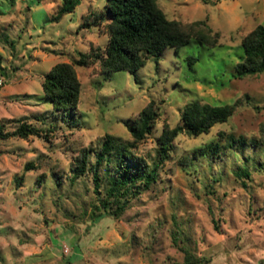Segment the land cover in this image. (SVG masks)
<instances>
[{"label":"rangeland","instance_id":"obj_1","mask_svg":"<svg viewBox=\"0 0 264 264\" xmlns=\"http://www.w3.org/2000/svg\"><path fill=\"white\" fill-rule=\"evenodd\" d=\"M63 3L0 0V264H184V249L208 264H264V74L236 77L245 37L264 26V0H158L168 19L205 22L219 38L213 48L199 40L179 53L169 48L136 74L77 66L82 54L108 45L106 24L87 26L105 14L106 0H82L51 22ZM189 57L199 60L192 68ZM61 63L75 65L81 83L71 118L43 92ZM151 103L159 118L136 149L150 166L163 131L181 123L186 107L230 106L233 116L209 134H180L156 183L122 214L95 221L114 172L100 167L98 194L95 152L107 135L132 144L129 126ZM22 123L44 133L6 138ZM230 136L243 147L212 156L209 147ZM82 150L92 151L89 170L72 183ZM247 166L243 186L235 172Z\"/></svg>","mask_w":264,"mask_h":264},{"label":"trees","instance_id":"obj_2","mask_svg":"<svg viewBox=\"0 0 264 264\" xmlns=\"http://www.w3.org/2000/svg\"><path fill=\"white\" fill-rule=\"evenodd\" d=\"M63 7L51 22H59L66 15L75 12L82 0H63ZM105 14L100 15L96 22L87 25L101 27L106 24L108 45L106 48L93 49L88 54H82L77 66L90 67L101 64L102 74H111L120 71L136 74L146 66L148 60L155 59L160 63L165 50L173 49L179 53L182 48L192 41L213 48L217 44L218 34H214L205 22L185 25L172 21L159 7L158 0H106ZM109 17V18H108ZM244 57L236 66V77L244 79L264 74V26H257L243 41ZM198 59L188 58L192 68ZM43 92L51 103L55 112H63L71 118L80 104L81 83L78 79L75 65L61 63L56 65L46 76ZM233 116L230 106H211L193 104L184 109L181 123L173 130L165 129L158 140L157 158L150 166L147 161L137 154L138 145L144 143L152 134V129L159 118L154 103H151L129 126L132 144H124L119 139L107 135L96 154V163L93 166L95 191L99 194L102 180L99 169L104 163L113 165L114 172L109 174V187L101 201L102 212L95 217L99 221L109 215L122 214L130 201L143 190H149L156 183L159 169L169 159L174 148L175 139L182 133L198 137L209 134L218 124H224ZM50 129L46 130L48 133ZM43 130L35 126L22 123L16 132L9 137L28 139L31 136L40 137ZM224 136V134H222ZM223 138V137H222ZM245 140H236L230 136L227 145L219 143L209 148L211 155L219 154L222 149L234 150L243 147ZM91 150H82L76 161L71 178L75 183L84 177L89 170ZM29 164L27 171L33 170ZM250 166L235 172L237 179L246 186V179H251ZM114 207H116L114 211ZM184 264H208L209 260L201 258L188 249H184Z\"/></svg>","mask_w":264,"mask_h":264}]
</instances>
